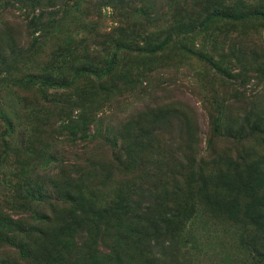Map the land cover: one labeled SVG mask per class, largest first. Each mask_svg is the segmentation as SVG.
<instances>
[{
  "label": "rangeland",
  "instance_id": "rangeland-1",
  "mask_svg": "<svg viewBox=\"0 0 264 264\" xmlns=\"http://www.w3.org/2000/svg\"><path fill=\"white\" fill-rule=\"evenodd\" d=\"M73 1L59 0L58 4ZM36 2L0 0V20L8 18L9 22L8 26H0V38L4 40L2 44L0 40V46L5 51L21 53L14 56L17 61L13 68L14 79L25 71L36 72L51 64V71L58 67L62 70L55 76L57 83L68 80L74 84L70 89L49 90L40 98H34L14 92V80L5 78L0 81V114L8 116L13 124L11 135L4 137L5 127L0 120V211L14 221L11 223L13 230L16 226L20 228L17 221L21 220L26 229L33 231L27 240L33 254V243L36 246L38 240L47 247L48 253H36L39 259L30 264H49L54 260L57 262L58 258L62 264L69 259L72 261L69 264H83L85 257L84 262L89 264L92 256L99 264H106L108 254L120 260V256L123 258L126 253L134 264H244L248 260L245 258L248 250L242 249L241 245L253 249L255 256L259 255L255 252L259 247L253 246L251 236L241 238L239 233L226 232V219L223 228L218 226L215 229L211 213L203 210L197 212L185 228L194 230L197 236L181 237L171 245L159 225L163 220L157 219V208L148 207H152L149 197L153 193L164 197L161 188L166 186L164 181L167 177L164 178L158 169L151 168L153 158L156 164H168L167 172L177 179H184L179 168L185 161L181 151L188 140L185 133L188 121L191 123V137H194L192 152L198 156H195L198 161L210 167L211 172L215 173L218 166H222L207 163L213 153L233 160L248 154L251 157L249 161L264 162V135L255 131L257 137L253 138L248 134V125L255 122V119L251 120L252 113L254 117L264 118V20L258 16L264 13V0H103L105 5L96 8L102 19L96 29L87 33L76 28L70 32L69 51L77 48L73 57L67 54V50L56 52L54 43H59V26L66 21V10L63 7L52 10L57 7H50L48 0L38 2L43 8L42 13L58 11V14L49 22V19L45 20L46 31L32 28L38 32L32 33L31 37L43 35L50 41L43 49L39 45L41 50L27 45L25 49L21 48L22 44L17 39L26 24L29 27L24 19L33 10L40 9ZM213 13L242 15L245 20L212 19L198 25L205 16ZM116 26L115 32L105 35ZM187 31L191 33L185 34ZM176 33L179 37L174 38L168 50L152 59L139 60L120 55L116 87L110 82L102 90L87 78L74 76L82 65H103L118 40L137 47L158 43L166 35L174 37ZM12 41L17 42V46ZM65 45L63 43L61 47ZM62 59H65V64ZM126 73L134 75L132 90L123 85ZM102 96L103 99H99ZM45 98L51 104L49 111L52 116H47V105H42ZM160 108L177 109L179 114L173 117L171 126L154 143L157 151L151 160L148 159V166L138 168L122 180L111 163L112 156L119 153L118 131L130 119H136L147 110ZM82 110L88 113L89 126L85 133L75 122ZM225 116L233 117L235 120L230 122H235V125H221ZM246 120H251L248 125ZM212 123H219L216 132ZM240 127L244 128L242 135L247 138L237 135ZM226 132L240 139L238 147L231 144L233 138L222 136ZM210 140L213 142L211 150L207 147ZM3 142L10 148L6 160H3ZM25 158L33 159L31 165L39 166L41 174L55 182L50 187H43V197L30 206L24 192L16 189L22 186L23 177L28 176L18 164ZM119 158L116 163L121 165L122 158ZM110 169L113 172L111 177H104ZM57 172L61 175L54 179ZM124 185L136 193V201L140 203L136 218L140 217L146 227L143 229L146 238L140 240L138 252L132 248L134 239L128 238V226H110L107 231L103 225L105 220L98 218L92 210L83 214L84 206L73 202V195L78 191H91L102 198L113 197L118 189L126 190ZM34 195L37 197V192ZM168 200L172 204L170 197ZM75 207L83 217H73L71 212ZM33 214L36 220L32 219ZM55 214L77 229L64 253L59 252L55 241L48 236L52 235L49 221ZM47 218L48 221L44 220ZM137 226L142 229L141 225ZM17 245L15 239L0 240V264H27L19 258ZM162 245L166 247V254L160 251ZM68 252L73 253L71 258Z\"/></svg>",
  "mask_w": 264,
  "mask_h": 264
},
{
  "label": "trees",
  "instance_id": "trees-1",
  "mask_svg": "<svg viewBox=\"0 0 264 264\" xmlns=\"http://www.w3.org/2000/svg\"><path fill=\"white\" fill-rule=\"evenodd\" d=\"M39 1L40 0H37L36 3ZM48 2L52 5L50 7H57L52 10H58L61 7L66 10V21H63L64 18H62L63 22H61V25L59 26V43H54V45L57 46L56 52H64L67 50V54L73 57L77 48L69 51V42L71 41L70 32L76 28L87 33L90 30L96 29L100 23H102L101 15L98 12L96 13V8H100L105 4L102 3L103 0H74L72 3L67 4L63 2L58 4L59 0H48ZM39 6L40 9L38 8L37 11L33 10L31 14L27 16V19H24V21L28 22L29 27L26 24L24 27L25 30L19 34L17 39V42L22 44V49H25V46L27 45L36 46L41 50L45 47L46 42L50 41L43 35L39 38L31 37L32 33L34 35L38 31H46L45 20L49 19V22L52 19L51 17L57 16L58 14V11L42 13L43 8H41L40 4ZM258 16L264 20V13H260ZM7 19L8 18L1 19L0 26H4L5 24L8 26L9 22ZM212 19L242 21L245 20V17L242 15L238 17L229 14L213 13L205 16L198 25H204ZM32 28L39 30L32 31ZM116 30L117 26L110 29V32H107L105 35L111 34ZM189 33H191V31H187L185 34ZM175 37H179V34L176 33L174 37L168 34L158 43H148L137 47L125 45L122 40H118L112 47V51L106 56L103 65H82L76 69L74 76L76 78L85 77L90 82L95 83L97 87L102 90H104L110 82H113L116 87L117 80L115 78L118 73L117 62L120 55L133 56L139 60L152 59L168 50ZM0 40L2 44L4 40L2 38H0ZM17 42L15 43L12 41L16 46L18 44ZM82 42L84 41L82 40ZM63 43L66 44L64 48L61 47ZM39 45L41 46V49ZM19 53L20 51H17V54L12 53L11 50L5 51V49L0 46V81H3L5 78L14 80L15 84L12 86L14 92L24 97L40 98L49 90H61L63 87L70 89L73 87V81L67 80L63 83H57L55 76L61 74L62 70L58 67L56 70L51 71V64L39 68L36 72L25 71L26 73L20 74L14 79V64L17 62L14 56L19 55ZM62 63H66L65 59H62ZM3 75L4 77H2ZM123 79V85L129 90H132L135 86L134 75L126 73V76H124ZM104 94H107V92H104ZM103 97L104 96L99 99H103ZM42 105H44V107L47 105L46 114L47 116H52L53 114L49 111L51 104L46 98ZM178 114L179 112L177 109L160 108L153 111L147 110L136 119H130L127 121L122 129L120 128L121 130L118 131L120 141V147L118 149L119 153L112 156L111 163L122 180L127 179L129 175L135 173L138 168L141 169L148 166V159L151 160L154 153L157 151V149L154 150L156 145L154 143L158 142L163 132L171 126L173 117H176ZM251 116V120L255 119L254 124L248 125L251 120L245 121V124L248 125V129L250 130L248 134L254 138V136L257 137L255 131H259L263 136L264 131H262V129H264V118L254 117L253 113ZM0 120L5 127L4 137H9L13 131L11 119L6 115L0 114ZM231 120L235 119L233 117L225 116V118H222L221 120V125H228L227 127L234 126L235 122H230ZM69 121L71 122V120ZM75 122L77 123L79 130L82 133H85L89 126L88 113L85 112V110L79 112L78 116L75 118ZM218 125L219 123H212V127L214 128L213 131L215 130L214 132L218 130ZM130 126H132L134 130ZM186 127L187 131L185 133L188 135V140L185 141V146H183V151H181L185 161L181 163L182 167L179 168L180 175L184 179L183 181L177 179L172 173L167 172L168 164H156L153 158L151 163L154 165L151 168L158 169L163 173L164 178L166 175L167 177L164 181V185L166 186L161 188V193L164 197L161 198L158 193H153L154 195L149 197V202L152 207H148V209L154 207L157 208V213H159L157 219H161V221L163 220L159 225L163 229V233H166L165 235L168 237V241L171 242V245L176 244V241L181 237L187 235L190 237L197 236V234L194 233V230L190 229L187 231L185 228L186 224L191 221L192 217L199 211L203 210L211 213V218L215 220V223L213 224L215 229L218 226L223 228L224 225H226L227 220L226 232L234 234L239 233L241 238L251 236V243L253 246L259 247V250H255L259 255L255 256L252 253L253 249L246 248L240 244L242 249L248 250L245 257L248 260H245L246 263L244 264H264V162L249 161L251 157L248 154H244L245 156H243L246 160L243 157H238V159L233 160L226 157V155L221 156V154L213 153L211 159L208 160L207 163H217L222 165L218 166L217 171L213 173L211 172L210 167L206 166L201 161H198V156L194 155V152H192L194 137L192 138L190 134L191 123L189 121ZM223 129H225V127ZM243 131L244 128L240 127L236 133L239 137H243ZM222 136L225 139L233 138L231 144H234V147L239 146L240 139L238 137L229 133L227 134V132L222 134ZM243 138H247V136ZM262 140L264 141V138H262ZM115 143H117V141ZM207 147L210 150L212 149L213 142L211 140L208 142ZM3 148L5 151L3 154V160H6L7 151L10 150L9 144L3 142ZM119 156L122 158L121 165L116 163V161H120ZM31 162H33V159L31 158H25L18 162V164H20V170L23 173H27L28 176L23 177L22 186L16 188L17 191L20 190V192H24L25 200H28L29 206L37 201L38 198L40 199L43 197V187H47V185L50 187L55 184L54 181L47 180L46 176L44 177V175L41 174L39 166H32ZM65 167H67V165H65ZM112 173L113 172L110 169L108 174L104 177L109 175V177H111ZM60 175L61 172H57L54 179H57ZM103 184L106 185L107 182H103ZM168 186H172L173 188ZM124 187H126L125 191L118 189L114 192L115 194L113 197L107 196L105 198L98 197L91 191H78L73 195L74 201H72H76L78 205L84 206L83 214H86L88 210H92L98 218L105 220L103 225L107 231H109L110 226L113 227L118 225L124 228L128 226V238L130 240L134 239V246L132 248L138 252V245L141 243L140 240L146 238V234L143 230L146 229V227L140 220V217L136 218L137 212H140L138 208L140 203L138 204L136 201V193L127 185H124ZM34 192H37V197L34 195ZM169 197L172 200V204L168 200ZM197 202L199 208H196ZM74 209V212H71L74 213L73 217L81 218L84 216L76 207ZM3 215L5 214L0 211V240L1 242L2 240L5 242L15 239V241L18 242V245L15 248L18 249L17 253L21 261L30 264L39 259L36 257V253H38V255H40V253H48L47 247L38 240L36 246L35 243H33V247H35L33 254L29 249V244L27 242L33 231H31V229H26L25 224L21 220L17 221L20 228L17 229L16 226L15 230H13L11 223H14V221H11L6 215V217ZM153 217H155V215ZM32 219L36 220L35 214H33ZM48 219L49 218L44 220L48 221ZM40 220H43V217L40 218ZM137 225H141L142 229H139ZM48 228L53 236L48 235L47 233L46 235L55 241L59 252L64 253L68 241L74 239L77 234V229L72 227L69 222L62 219V216L57 214H55L49 221ZM140 231H142V233ZM134 236L137 237L133 238ZM19 238L22 241H20ZM147 244L150 246L149 242H147ZM165 248V246H161V253L166 254ZM68 253L71 258L73 253ZM131 258L132 257L128 253H126L123 258L120 256V260L114 257L113 254H108L109 261H107L108 263L106 264H134ZM144 258L147 259V256L145 255ZM84 260L83 264H86L87 262H84ZM54 262L49 264H62L59 258L57 262ZM69 263H72L70 259L64 264ZM88 263L99 264L94 256L90 258Z\"/></svg>",
  "mask_w": 264,
  "mask_h": 264
}]
</instances>
